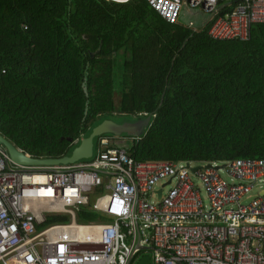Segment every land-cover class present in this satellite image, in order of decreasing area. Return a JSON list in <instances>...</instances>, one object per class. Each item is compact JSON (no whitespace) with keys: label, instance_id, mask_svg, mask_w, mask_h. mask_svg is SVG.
<instances>
[{"label":"trees","instance_id":"obj_1","mask_svg":"<svg viewBox=\"0 0 264 264\" xmlns=\"http://www.w3.org/2000/svg\"><path fill=\"white\" fill-rule=\"evenodd\" d=\"M196 26L168 24L144 0H0V135L60 158L105 119L150 115L127 150L135 161L264 158V24L247 40Z\"/></svg>","mask_w":264,"mask_h":264},{"label":"built area","instance_id":"obj_2","mask_svg":"<svg viewBox=\"0 0 264 264\" xmlns=\"http://www.w3.org/2000/svg\"><path fill=\"white\" fill-rule=\"evenodd\" d=\"M144 1L168 24L199 8L216 40L264 24V0ZM127 150L101 137L88 159L21 164L0 144V264H264V158L135 161ZM83 207L98 219L79 222ZM56 215L68 219L46 223Z\"/></svg>","mask_w":264,"mask_h":264},{"label":"water","instance_id":"obj_3","mask_svg":"<svg viewBox=\"0 0 264 264\" xmlns=\"http://www.w3.org/2000/svg\"><path fill=\"white\" fill-rule=\"evenodd\" d=\"M161 104V101L159 105ZM150 115H146L143 119L134 122H119L114 123L111 119H105L98 125L92 128L88 136L81 135L78 144L73 147L69 155H64L60 158H35L25 155L23 152L14 147L8 140L0 135V144H2L10 159L21 164H57V163H72L81 159H88L93 153V139L105 133H112L114 136H119L120 133L129 135L137 139L143 134L144 128L148 126ZM69 142H71L69 140ZM206 167H209L206 164ZM221 167V166H220ZM200 166H194L192 171H196ZM216 168V167H215ZM163 186V185H162ZM161 189L157 191L158 196ZM135 264H150L148 255H142Z\"/></svg>","mask_w":264,"mask_h":264},{"label":"rangeland","instance_id":"obj_4","mask_svg":"<svg viewBox=\"0 0 264 264\" xmlns=\"http://www.w3.org/2000/svg\"><path fill=\"white\" fill-rule=\"evenodd\" d=\"M204 15H206V13H204ZM189 19H192L196 23H201L203 21V14L199 10V8H195L193 11L190 12L185 7H183L179 12V19L178 20L181 23L186 24ZM114 101L115 102L118 101L117 95L114 96ZM111 120L114 123H119V122H134V121L139 120V119H136V117H134L132 115L125 114V115H120L117 117L114 116L111 118ZM104 137L108 138V142L111 145L123 147L126 149L129 148V146L132 142V137H130L129 135L124 134V133H120L119 136H114L112 133H105ZM96 139L97 138L95 137L94 141H96ZM218 173L223 179H225L226 181H230V177L223 170H220ZM193 181L197 185V187L201 189V183L196 177L193 178ZM165 190H167V186L164 187V191ZM201 194H202V196H204L202 189H201ZM152 199H154V197H152Z\"/></svg>","mask_w":264,"mask_h":264},{"label":"crops","instance_id":"obj_5","mask_svg":"<svg viewBox=\"0 0 264 264\" xmlns=\"http://www.w3.org/2000/svg\"><path fill=\"white\" fill-rule=\"evenodd\" d=\"M96 149H97V147H96ZM95 151H96V150H93V153H92V154H94V153H95Z\"/></svg>","mask_w":264,"mask_h":264},{"label":"clouds","instance_id":"obj_6","mask_svg":"<svg viewBox=\"0 0 264 264\" xmlns=\"http://www.w3.org/2000/svg\"><path fill=\"white\" fill-rule=\"evenodd\" d=\"M134 138H132V140H133ZM74 142V141H73Z\"/></svg>","mask_w":264,"mask_h":264}]
</instances>
